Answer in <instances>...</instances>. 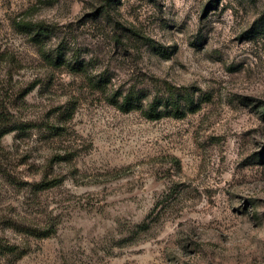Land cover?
<instances>
[{
	"label": "rangeland",
	"instance_id": "rangeland-1",
	"mask_svg": "<svg viewBox=\"0 0 264 264\" xmlns=\"http://www.w3.org/2000/svg\"><path fill=\"white\" fill-rule=\"evenodd\" d=\"M168 84L201 107L150 120L108 100ZM2 127L0 236L27 253L0 264H264V0H0Z\"/></svg>",
	"mask_w": 264,
	"mask_h": 264
},
{
	"label": "trees",
	"instance_id": "trees-1",
	"mask_svg": "<svg viewBox=\"0 0 264 264\" xmlns=\"http://www.w3.org/2000/svg\"><path fill=\"white\" fill-rule=\"evenodd\" d=\"M13 26L17 31L24 32L29 35L30 39L37 45L41 56L50 64L54 66L65 65L70 69L76 71L83 70V64L77 60L66 58L65 53L60 47H55L51 51L45 49L44 38L49 37L52 28L43 21H34L31 19L14 18ZM99 80H93V85L97 84ZM194 88L187 86H173L168 84L166 86V93L162 96H153L145 103H140L139 95L134 90H127L122 94L121 99L111 95L108 100L115 105L119 110L128 112L131 109H139L142 115L150 120H157L163 116H172L175 118H182L188 113H193L201 107L203 97H196L194 95ZM3 124L6 121L2 120ZM10 129L2 127L0 129V138L6 134ZM169 159L174 162L178 167L180 166L179 159L172 155ZM60 183L57 177L43 179L37 183L38 189H45ZM152 213L149 212L147 219ZM146 221L142 222L140 226L146 227ZM55 232V226L48 224L45 227H38L34 230H29L30 235L37 237H47ZM27 253L25 248H20L19 245L10 242L5 237L0 236V255L11 254L15 258H20Z\"/></svg>",
	"mask_w": 264,
	"mask_h": 264
}]
</instances>
